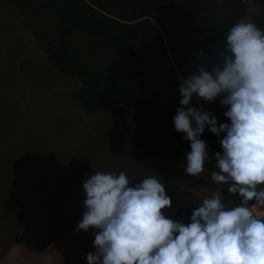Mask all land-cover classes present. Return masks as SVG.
Masks as SVG:
<instances>
[{
  "label": "rangeland",
  "instance_id": "374dc122",
  "mask_svg": "<svg viewBox=\"0 0 264 264\" xmlns=\"http://www.w3.org/2000/svg\"><path fill=\"white\" fill-rule=\"evenodd\" d=\"M45 2L0 0V264H88L96 229H76L86 210L83 184L95 170L123 171L131 186L156 176L172 202L192 209L221 193L222 184L211 181L216 170L193 177L181 154L166 155L165 171L146 170L131 151L126 105L87 111L68 95L82 82L55 66L56 48L66 46L97 67L111 61L114 49L95 33L61 35ZM150 80L156 104L181 84L156 70ZM163 211L191 222L188 213Z\"/></svg>",
  "mask_w": 264,
  "mask_h": 264
},
{
  "label": "clouds",
  "instance_id": "9594fccd",
  "mask_svg": "<svg viewBox=\"0 0 264 264\" xmlns=\"http://www.w3.org/2000/svg\"><path fill=\"white\" fill-rule=\"evenodd\" d=\"M226 53L211 71L201 66L183 79L174 124L190 141L185 171L193 177L210 158L208 142L201 139L206 126L224 134L211 181L229 185L239 204L230 207L213 192L184 223L165 215L172 199L156 176L131 186L123 171L95 170L83 184L86 210L76 229H96L88 264H264V216L254 211L264 208V30L237 22L226 36ZM194 94L205 102L223 97L230 123L193 107Z\"/></svg>",
  "mask_w": 264,
  "mask_h": 264
},
{
  "label": "trees",
  "instance_id": "16d2710c",
  "mask_svg": "<svg viewBox=\"0 0 264 264\" xmlns=\"http://www.w3.org/2000/svg\"><path fill=\"white\" fill-rule=\"evenodd\" d=\"M119 1L123 0H46L45 6L59 18L61 35H67L74 30L95 33L114 49L111 61L98 67L85 61L66 46L56 48L53 59L55 66L63 75L80 78L82 84L68 95L80 102L83 109L97 111L114 105H126L131 118L128 127L132 133L128 136L131 151L140 156L146 170L160 168L165 171L163 161L166 155L174 152L177 155H184L186 159V152L190 151V141L184 139L185 133L175 129L174 116L181 107L182 99L179 89L170 94L167 101L156 104L153 101L150 71L163 72L165 79L174 76L182 83L183 80L177 71L186 79L197 73L198 68H186L177 54H173L176 69L167 53L159 56L137 51L134 47L135 36L149 32L151 26L157 29L148 18L151 10L149 7H143L140 11H129L120 8L117 5ZM242 13L243 11L235 16L231 15L232 26ZM121 15L129 19L120 20ZM187 55L194 61L198 59L197 54L193 52ZM152 59L155 61L161 59L166 67L152 68L150 63ZM198 98L200 97L194 94L191 105L201 109L197 102ZM223 135L217 136L212 133L210 126H206L204 133L201 134V139L208 142L210 153L204 169L218 171L214 153L223 151L219 142ZM228 187L229 185L222 184V198L230 207L236 206L240 197L229 193ZM170 209L189 215L194 210L174 202Z\"/></svg>",
  "mask_w": 264,
  "mask_h": 264
},
{
  "label": "crops",
  "instance_id": "0c3cea01",
  "mask_svg": "<svg viewBox=\"0 0 264 264\" xmlns=\"http://www.w3.org/2000/svg\"><path fill=\"white\" fill-rule=\"evenodd\" d=\"M117 5L134 12L143 7L151 10L148 18L157 29L151 26L149 32L135 36L137 51L159 56L167 53L172 62L173 54H177L188 69L201 66L212 69L213 64H222L220 55L227 54L226 36L232 27V14L235 16L243 11L236 23L252 22L264 30V0H123ZM120 18L117 19H129L122 15ZM191 52L197 54L196 61L188 57ZM150 63L152 68L166 67L161 59H152ZM173 65L177 69L174 62ZM177 73L183 80L184 76ZM222 98L217 97L214 102L198 98L197 102L204 111L215 115L218 123H230L225 116L227 108L220 103ZM260 214L264 216V208L259 206Z\"/></svg>",
  "mask_w": 264,
  "mask_h": 264
},
{
  "label": "built area",
  "instance_id": "2783aa9c",
  "mask_svg": "<svg viewBox=\"0 0 264 264\" xmlns=\"http://www.w3.org/2000/svg\"><path fill=\"white\" fill-rule=\"evenodd\" d=\"M254 210H255V212L259 215V206H256V207L254 208Z\"/></svg>",
  "mask_w": 264,
  "mask_h": 264
}]
</instances>
